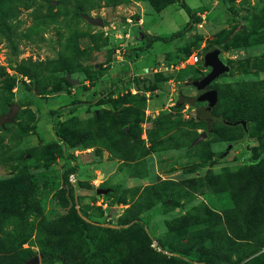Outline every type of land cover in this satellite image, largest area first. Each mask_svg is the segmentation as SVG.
I'll use <instances>...</instances> for the list:
<instances>
[{"label": "rangeland", "instance_id": "obj_1", "mask_svg": "<svg viewBox=\"0 0 264 264\" xmlns=\"http://www.w3.org/2000/svg\"><path fill=\"white\" fill-rule=\"evenodd\" d=\"M180 1L0 0V264H264V0Z\"/></svg>", "mask_w": 264, "mask_h": 264}, {"label": "water", "instance_id": "obj_2", "mask_svg": "<svg viewBox=\"0 0 264 264\" xmlns=\"http://www.w3.org/2000/svg\"><path fill=\"white\" fill-rule=\"evenodd\" d=\"M85 20L93 25H101V21L99 19H92L89 17H84ZM214 53L212 55L205 56V66L209 68V72L196 83V90L198 93L197 101L199 102H206V110H211L216 102H217V94L216 91L213 89H207L208 86L211 85L213 81L218 79L221 75L227 73L229 71V67L223 63L219 58L218 50H213ZM244 131V135L246 136V123L244 121L238 122ZM199 138L198 140H200ZM38 258L33 257L28 260L25 264H37Z\"/></svg>", "mask_w": 264, "mask_h": 264}, {"label": "trees", "instance_id": "obj_3", "mask_svg": "<svg viewBox=\"0 0 264 264\" xmlns=\"http://www.w3.org/2000/svg\"><path fill=\"white\" fill-rule=\"evenodd\" d=\"M179 8L184 10V12L187 14L188 22L181 29L171 33L168 37L153 36L152 39L145 45V47L150 46V43L156 42V41H160L162 43H168L170 41H173V40L181 37L182 35H184L186 32H188L191 29L192 24L194 23V16H193L191 10L188 8V6L184 3L183 0L180 1ZM109 93L110 94L113 93V90H110ZM56 113H58V111H56L55 114ZM200 114H202V117L204 116L203 111H201Z\"/></svg>", "mask_w": 264, "mask_h": 264}, {"label": "built area", "instance_id": "obj_4", "mask_svg": "<svg viewBox=\"0 0 264 264\" xmlns=\"http://www.w3.org/2000/svg\"><path fill=\"white\" fill-rule=\"evenodd\" d=\"M197 61V57H194V62H196Z\"/></svg>", "mask_w": 264, "mask_h": 264}]
</instances>
